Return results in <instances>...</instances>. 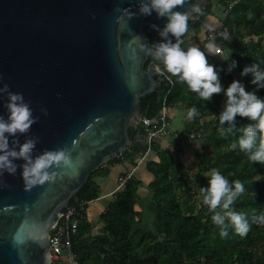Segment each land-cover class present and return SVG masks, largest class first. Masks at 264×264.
Returning a JSON list of instances; mask_svg holds the SVG:
<instances>
[{
	"label": "water",
	"instance_id": "95a60500",
	"mask_svg": "<svg viewBox=\"0 0 264 264\" xmlns=\"http://www.w3.org/2000/svg\"><path fill=\"white\" fill-rule=\"evenodd\" d=\"M139 3L0 0V86L22 93L39 117L28 134L39 138L33 158L46 149L71 148L75 141L73 159L79 162L75 171L58 169L67 174L54 184L31 191L24 190L22 168L0 178L9 185L0 188V264H50V232L57 216L94 171L131 145L130 129L143 115L141 98L157 90L160 79L146 69L149 56L129 41L139 35L149 45L163 42L151 26L162 30L167 23L155 12L140 15ZM210 3L188 0L175 10ZM116 8H130L136 17L125 25ZM195 13H189L188 22ZM5 102L6 96L0 98V115L7 118ZM25 139L19 136L20 144Z\"/></svg>",
	"mask_w": 264,
	"mask_h": 264
},
{
	"label": "trees",
	"instance_id": "16d2710c",
	"mask_svg": "<svg viewBox=\"0 0 264 264\" xmlns=\"http://www.w3.org/2000/svg\"><path fill=\"white\" fill-rule=\"evenodd\" d=\"M226 6L227 0H211L209 5L201 9L202 14L195 13L188 22L189 31H195L192 32L193 40L182 48L187 50L193 41L196 44L203 43L206 31L221 17V9ZM204 29L205 33L202 32ZM225 31L229 39L225 40L221 36L219 39L224 52L232 53V61H236L234 68L239 75L245 66L253 63L264 69V0H239L225 18L221 32ZM148 60H152V57L149 56ZM156 63L160 62L153 60L149 67L146 66L160 79L159 88L141 98L142 112L146 117L157 116L162 99L171 87L167 79L155 72L153 66ZM215 67L222 88L226 89L233 81V76L221 65ZM241 77L247 91L255 92L264 99V88L251 83V74ZM172 79L174 85L168 93L170 108L185 104L188 109L195 107L198 113L189 122L186 121L183 131L189 136L193 133L200 136L206 123H215L210 142L215 144L213 154L216 159L211 168L218 169L230 184L240 180L244 185L245 192L236 200L233 210L246 214L249 220L253 214L264 213V183L254 177L264 172V164L252 163L245 153L238 148H231V143L241 135L239 131L227 138L221 135L229 126L227 123L221 126L219 122V114L226 102L224 92L214 94L210 101H205L197 93L189 91L186 84L176 82V77ZM249 122L246 118H235L237 129ZM144 133L141 125L132 127V143L122 153L123 158L115 156L94 171L70 204L87 201L88 210L90 202L101 195L100 183L95 176L107 175L113 163L132 159L143 149L141 136ZM154 152L158 159L147 162V169L154 176L148 185V197L140 195L139 189L143 183L135 176L125 188L115 193L114 200L102 212L105 226L101 233H92L88 216L81 221L78 233L73 238V247L80 264H264V226L251 224L250 231L243 238L229 228L227 237L222 238L207 206L195 212L193 205L181 199L179 187L182 186L183 177L179 168L184 163L180 157L168 147H162L159 142L155 143ZM198 157L202 163L204 155ZM146 199L147 207L153 214L154 228L141 225L145 217L137 209V204Z\"/></svg>",
	"mask_w": 264,
	"mask_h": 264
},
{
	"label": "clouds",
	"instance_id": "9594fccd",
	"mask_svg": "<svg viewBox=\"0 0 264 264\" xmlns=\"http://www.w3.org/2000/svg\"><path fill=\"white\" fill-rule=\"evenodd\" d=\"M188 0H140L138 5L139 14L151 16L156 13L157 18H166L167 23L161 30L157 25L151 27L159 32L163 42L149 45L144 38L134 35L129 41V45L135 44L139 51L146 56L153 57L159 61L164 70L170 74L169 83L172 77H176V82L186 84L189 91L198 94L199 98L210 101L214 94L222 91L226 96L224 110L219 114L220 125L227 123L229 126L224 129L221 135L227 138L237 131L241 133L238 140L231 143V148H237L245 153L252 163L264 164V99L257 96L255 92L245 90V86L239 80H233L226 89L222 88L216 67L208 62L207 56L200 48L191 46L187 50L181 45L184 43L182 37L188 32V19L190 12L202 14V10L197 4H191L186 12L176 11L178 7H184ZM114 11L121 13L117 19L123 24L136 17L130 8H116ZM251 18V17H250ZM93 19L95 16L93 15ZM173 36L176 42L173 43L169 36ZM219 35L228 40V33L221 32ZM209 54H219L221 49L217 47L215 41H210L205 45ZM231 55V54H230ZM236 66V61H232L228 71ZM160 75L163 72L158 70ZM251 74L253 85L264 88V69L259 64L245 66L240 73L241 76ZM3 77L0 76V82ZM6 96L3 107L7 110V118L0 115V178L8 173L15 176L18 168H22V177L25 191H31L34 187L47 184H54L57 178L67 174L58 172V169L75 171L79 162L74 161L73 151L77 148L75 141L71 148L64 146L55 150H44L33 158L34 150L39 143L38 137H29L33 124L39 121L38 116H34L30 101H26L22 93L12 92L8 84L0 86V98ZM44 116L48 115L47 109L41 108ZM192 119L198 115L195 107L187 113ZM239 116L250 121L241 128H236L235 118ZM25 136L23 144L19 142V136ZM10 137L14 138L11 140ZM23 160L22 165L15 163ZM208 187L200 188L199 192L203 198V204L212 213L211 220L219 228L220 236L227 237L229 228L241 238L250 231L251 224L264 226V213L253 214L249 217L244 213L233 210L236 200L245 192L243 183L240 180L232 181L213 168L209 173ZM9 185L0 179V188H7ZM219 209V210H218ZM251 221V222H250Z\"/></svg>",
	"mask_w": 264,
	"mask_h": 264
},
{
	"label": "built area",
	"instance_id": "2783aa9c",
	"mask_svg": "<svg viewBox=\"0 0 264 264\" xmlns=\"http://www.w3.org/2000/svg\"><path fill=\"white\" fill-rule=\"evenodd\" d=\"M238 1L239 0H227V6L221 9V17L216 19L215 24L205 33L204 41L202 43L204 49H206L205 45L208 42L214 40L217 47L221 49L220 53L224 52L223 44L219 39V33L225 23L226 16ZM153 68L157 74H159L158 70L163 72V75L159 74L160 77L168 80L169 74L164 70L161 63L154 64ZM170 85V89L162 99L161 107L157 116L146 117L142 115L140 120L136 123V126L141 125L145 130V133L143 134L145 145L138 158H136V162L132 168L119 175L117 184V189L119 190L125 188L127 182L135 177L137 168L153 151L155 143L163 138L169 131L171 108L168 103V93L171 91L174 81L170 83ZM195 136L196 134L193 133L192 137ZM119 156L123 158L122 153L119 154ZM87 203V201H77L76 203L70 204L69 207L63 209L61 214L57 216L56 223L52 226L50 232V264H57L62 259H66L67 264H80L78 255L73 247V238L78 233L81 221L87 217Z\"/></svg>",
	"mask_w": 264,
	"mask_h": 264
},
{
	"label": "rangeland",
	"instance_id": "374dc122",
	"mask_svg": "<svg viewBox=\"0 0 264 264\" xmlns=\"http://www.w3.org/2000/svg\"><path fill=\"white\" fill-rule=\"evenodd\" d=\"M205 29L202 31L203 33H205ZM192 32L193 31L191 29L184 37H182L185 43L190 40H193L194 34H192ZM255 38L257 39L258 37ZM197 44L194 41L192 42V46L200 48L202 51L205 52V54L208 55L207 59L208 61H210L212 65L214 66H216L217 64L221 65L226 72L230 73V75L233 76V80L241 81V83H243V85L245 86V90L247 91V86L244 82V79L238 74L237 70L235 68H232L230 72L228 71L229 65L232 63V59H233V55L230 51H225L221 55L209 54L207 50L204 49V47L202 46V42L199 43L198 45ZM184 45L185 44H182L181 46ZM153 60H155L153 57L152 60L150 61L148 60L146 66L149 67L151 61ZM179 105L182 108H184L187 111V113L190 110L186 107L185 104H179ZM176 109H177L176 114H173V116L170 119L169 131L166 134L168 135L167 137H172L177 132H179L177 131L176 128L180 125L182 126L183 124L181 119L182 115L178 114L179 108ZM187 121L188 122L190 121L188 115H187ZM214 126L215 123H210V122L206 123L205 126H203L204 128L201 131V135L196 137H192V135L189 136L184 131H182L179 140L181 145H177L176 150L174 151V154L176 153V155H178L181 161H183L184 163V166H181L179 168V173H181L183 177L182 186L179 187L181 188L179 189L180 197L182 200L188 201L189 205H193L195 207V212L206 207V205L203 204V198L199 192V189L207 188L209 186L208 179L210 178L209 173L212 169L211 164L213 160L216 159V157L213 154V149L215 147V144L210 142V134ZM202 154L204 155V159L203 162L201 163L198 155H202ZM142 165L143 164H140L139 166L142 167ZM104 176L105 175H97L95 176V178L100 181L101 179H103ZM254 177L260 178L261 181L264 183V172L260 173V175L259 174L254 175ZM142 191L144 193L143 195H146L147 190L145 189ZM145 197H148V195H146ZM147 204H148V199L143 200V203L141 202L140 204H137V209L142 211L145 217L143 218V222L141 225L145 227L149 226L154 228L153 214L148 209ZM65 262L67 264V261ZM192 263L195 264L196 262H192Z\"/></svg>",
	"mask_w": 264,
	"mask_h": 264
},
{
	"label": "crops",
	"instance_id": "0c3cea01",
	"mask_svg": "<svg viewBox=\"0 0 264 264\" xmlns=\"http://www.w3.org/2000/svg\"><path fill=\"white\" fill-rule=\"evenodd\" d=\"M183 44L187 45L188 42L186 43L184 42ZM175 107L179 108L178 114L182 115L181 119H182L183 124L182 126L180 125L176 128L177 131L179 132H177L175 135H173L172 137H167L168 135H165L163 138H161L158 141L159 143H161L162 147L164 148L168 147L173 152L176 150L177 145H181L179 140H180L182 131L186 127V121H187V111L184 108H182L180 105H177ZM175 107L171 108V117L173 116V114H176L177 112V109ZM141 141H142V146H143L144 141L142 139V136H141ZM142 150H140L132 159H128L123 162L111 164L109 166V169H110L109 173L105 175L103 179H101L100 181L98 180L100 183L101 195L96 200L90 202L88 210H87V216H88L89 221L92 224L93 234H99L104 229L105 223L102 220L101 214L106 209L108 203L114 200L115 193L119 191V189H117L119 175L132 168V166L135 164V158H138ZM151 159H158L155 152L154 153L151 152L147 156L146 160L142 163L143 164L142 167L139 166L135 173V176L138 179H140L143 183V185L139 189L140 195L142 197H145L146 195H148V192H149L148 185L154 179L153 174L147 169V162ZM145 189L147 190L146 195H143L144 193L142 190H145ZM65 261L66 259H62L57 264H61V263L66 264Z\"/></svg>",
	"mask_w": 264,
	"mask_h": 264
}]
</instances>
